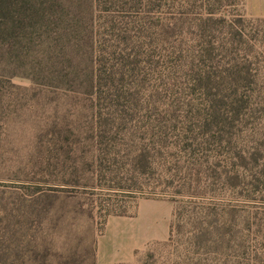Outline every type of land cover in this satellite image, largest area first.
Here are the masks:
<instances>
[{
    "label": "trees",
    "instance_id": "1",
    "mask_svg": "<svg viewBox=\"0 0 264 264\" xmlns=\"http://www.w3.org/2000/svg\"><path fill=\"white\" fill-rule=\"evenodd\" d=\"M83 1L0 0L8 47L40 45L45 67L33 76L89 100L91 177L79 185L132 192L156 174L151 194L174 201L169 241L178 246L206 236L229 245L240 224L258 232L264 17L246 16L243 0ZM111 195L87 214L126 213ZM41 196L50 210L56 193ZM6 258L1 252L0 264L12 263Z\"/></svg>",
    "mask_w": 264,
    "mask_h": 264
},
{
    "label": "rangeland",
    "instance_id": "2",
    "mask_svg": "<svg viewBox=\"0 0 264 264\" xmlns=\"http://www.w3.org/2000/svg\"><path fill=\"white\" fill-rule=\"evenodd\" d=\"M242 11L264 17V0H243ZM7 42L0 36V253L8 263L264 264V218L258 232L253 224L235 226L229 245L206 236L198 245L178 246L169 241L174 201L151 194L156 174L146 180L148 188L132 192L79 185L91 177L89 100L43 80L38 71L33 76L45 67L40 45ZM40 191L56 193L50 210L44 196L36 197ZM106 193L126 213L95 210L89 216L86 210L105 202ZM259 214L264 216V205Z\"/></svg>",
    "mask_w": 264,
    "mask_h": 264
}]
</instances>
